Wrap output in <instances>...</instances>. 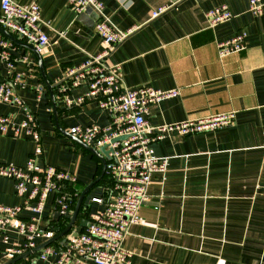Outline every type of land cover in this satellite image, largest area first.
<instances>
[{
    "label": "crops",
    "instance_id": "obj_1",
    "mask_svg": "<svg viewBox=\"0 0 264 264\" xmlns=\"http://www.w3.org/2000/svg\"><path fill=\"white\" fill-rule=\"evenodd\" d=\"M15 1L40 6L50 38L49 45L38 52L43 73L34 50L0 31L15 44L16 70L24 75V83L17 84L15 91L38 116L44 149L38 164L77 174V182L67 188L76 206L82 191L101 174L103 164L68 129L93 123L107 126L109 115L96 101L68 106L59 88L67 69L103 49L95 30L98 17L94 11L77 13L68 0ZM100 1L112 21L130 31L107 58L119 65L121 83L131 88L179 89L178 96L149 106L150 125L220 112L236 114L230 126L187 136L174 133L154 142L155 154L166 159L167 169L153 173L148 200L139 211L141 219L131 225L123 241L133 252L127 264H264V13H251L249 0ZM221 4L228 5L233 17L212 28L207 11ZM161 6L166 10L152 16ZM242 31L247 33L246 48L220 57L217 41ZM0 76H7L1 60ZM47 83L53 88L57 114ZM86 91L87 85H82L71 89L70 96L76 98ZM0 113L16 121L26 116L17 104L0 103ZM35 149L30 138L0 134V163L24 166ZM105 180L85 195L73 230L105 209L110 194ZM56 196L48 198L41 222L55 233L56 227L69 224L75 209L61 217ZM0 203H21L14 181L2 176ZM31 215L30 211L22 213ZM70 235L54 244L65 246ZM36 241L37 246L45 242ZM25 242V236L10 233L9 242L0 243V264L11 259L3 254L5 248Z\"/></svg>",
    "mask_w": 264,
    "mask_h": 264
},
{
    "label": "built area",
    "instance_id": "obj_2",
    "mask_svg": "<svg viewBox=\"0 0 264 264\" xmlns=\"http://www.w3.org/2000/svg\"><path fill=\"white\" fill-rule=\"evenodd\" d=\"M77 13L91 9L97 14L95 30L104 47L79 65L67 69L61 79L59 92L68 106L96 101L109 115V124L93 123L73 126L68 132L85 144L108 151L106 174L111 180L110 194L105 209L94 216L78 236H68L65 246L48 245L35 253L27 264H127L133 252L123 246L131 227L140 221V208L148 200V189L155 172L165 173L166 159L155 154L154 142L171 134L192 135L213 131L234 123L235 111L220 112L196 119L150 125L146 115L149 106L179 95V89L164 90L152 86L136 88L121 83L119 65L110 64L107 58L128 36V30L120 29L105 12L100 0H68ZM166 10L157 8L156 17ZM249 10L254 15L264 13V0H249ZM233 17L227 4L207 11L210 27L225 23ZM41 9L37 3L23 4L15 0H0V26L17 39L45 49L50 38L44 30ZM61 34H64L63 32ZM247 33L242 31L230 38L217 41L220 57L246 48ZM15 44L0 33V60L7 66V76H0V103L21 106L26 116L16 121L11 115L0 113V134L15 138H30L36 144L24 166L0 163V176L14 181L15 193L21 198L17 205L0 203V243L7 244L10 233L26 238L24 244L4 249L7 258H13L37 246L36 239L47 241L56 233L41 226L43 213L52 194H56V208L61 217L73 212V197L67 188L76 183L77 174L62 167L39 165L37 157L43 154L42 132L37 114L15 91L24 83V75L16 70L12 50ZM87 85V91L71 98L73 88ZM41 92L42 87H37ZM121 137L124 139L117 140ZM102 202L101 198L95 199ZM24 211L32 213L22 216ZM56 256L55 260H49ZM39 261H42L39 263Z\"/></svg>",
    "mask_w": 264,
    "mask_h": 264
},
{
    "label": "water",
    "instance_id": "obj_3",
    "mask_svg": "<svg viewBox=\"0 0 264 264\" xmlns=\"http://www.w3.org/2000/svg\"><path fill=\"white\" fill-rule=\"evenodd\" d=\"M87 11H92L90 8L87 9ZM0 31L6 35L7 37H9L11 40H13L16 43H19L21 45L27 46L29 48H31L32 50H34L38 57H39V61H40V67L42 72L44 73V69H43V65H42V59L40 57V55L38 54V51L35 49L34 46L24 43L22 41H19L15 36H13L10 32H8L7 30H5L4 28H2L0 26ZM47 85L49 86V90L51 92V96L53 98V110L54 113L57 114V106H56V102H55V98H54V93H53V88L52 86L47 83ZM73 136V135H72ZM74 139H76L77 141L81 142V144L83 145V147H85L86 149H88L89 151H91L93 154H95L97 157L100 158L102 164H103V169L101 174L99 175V177H97L93 182H91L80 194L78 201L76 203L73 215L71 217V220L69 222V224L62 230H60L59 227L55 228V231L57 232L52 238L48 239L47 241H45L42 244H39L38 246H36L35 248H33L32 250L26 251L20 255H17L13 258H11L10 260H8L6 263L4 264H26L27 259L32 256L33 254H35L37 251H39L40 249L54 244L55 242H57L58 240H60L61 238H63L64 236H66L67 234H71L72 236H78V234L83 230L84 227H86L89 223L88 219H85L83 221L80 222L79 226L73 230V227L76 224L79 212H80V208L82 206L83 200L85 198V195L87 194V192L89 191V189L95 185L96 183H98L106 174L107 171V157H108V151L106 149V147H102L100 150L95 149L87 144H85L84 142H82L79 138L73 136ZM125 137H121L117 140L120 139H124Z\"/></svg>",
    "mask_w": 264,
    "mask_h": 264
},
{
    "label": "trees",
    "instance_id": "obj_4",
    "mask_svg": "<svg viewBox=\"0 0 264 264\" xmlns=\"http://www.w3.org/2000/svg\"><path fill=\"white\" fill-rule=\"evenodd\" d=\"M104 179H106V184L110 187L111 186V180L107 174H105ZM75 208V199H73V209ZM66 227V226H65ZM65 227H60V230L64 229ZM28 262V261H27ZM26 262V264H27Z\"/></svg>",
    "mask_w": 264,
    "mask_h": 264
}]
</instances>
